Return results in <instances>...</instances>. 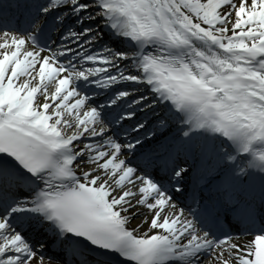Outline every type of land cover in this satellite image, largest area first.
I'll list each match as a JSON object with an SVG mask.
<instances>
[{"label":"snow or ice","instance_id":"6c2138e0","mask_svg":"<svg viewBox=\"0 0 264 264\" xmlns=\"http://www.w3.org/2000/svg\"><path fill=\"white\" fill-rule=\"evenodd\" d=\"M0 264H264V0H0Z\"/></svg>","mask_w":264,"mask_h":264}]
</instances>
